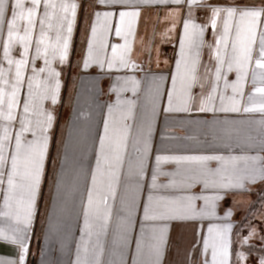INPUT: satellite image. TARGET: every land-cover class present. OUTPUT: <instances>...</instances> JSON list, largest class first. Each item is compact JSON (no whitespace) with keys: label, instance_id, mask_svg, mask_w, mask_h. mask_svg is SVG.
<instances>
[{"label":"crops","instance_id":"0c3cea01","mask_svg":"<svg viewBox=\"0 0 264 264\" xmlns=\"http://www.w3.org/2000/svg\"><path fill=\"white\" fill-rule=\"evenodd\" d=\"M13 2L10 0V4ZM68 2L78 5L69 56L62 64L53 63L62 82L56 105L58 108L59 104L63 112L67 129L54 159L57 168L49 194L44 191L52 156L47 151L23 264H30L31 258L34 264H205L206 258L209 262L212 258V249L208 247L204 251L205 240L208 244L216 241L218 252L226 244L228 264H232V205L237 201V194L246 193L260 181L253 182L251 176L264 168V124L261 123L264 115L258 111L243 112L245 106H252L248 96L255 94L250 70L243 84V96L238 94L241 89L233 93L231 87H225V79L229 85L237 81L236 64L233 63L229 71L227 62L232 57L231 43L236 40L237 27L243 32L248 22L240 21L238 16L229 22L228 47L225 48L223 42L220 45V54L225 60L224 78L217 81L216 41L224 34L225 14L217 17L216 27H212L210 8L259 6L264 0H201L199 6H192L191 20L204 26V32L203 42L197 38L196 46L191 49L183 28L185 20L189 19L187 0L179 4L174 0H132L130 4L112 6L98 5L97 0ZM30 6L26 2V7ZM43 11L41 4L29 59L35 55L38 21ZM97 11L112 12L113 16L107 20L101 16L96 24L92 58L85 66ZM119 11H137L138 15L125 17L121 22ZM7 18H11L10 11ZM116 27L121 29L120 36L115 34ZM5 33L6 23L0 27L2 59ZM182 39L188 66L196 60V80L188 93L192 98L189 101L192 111L166 112L168 92L173 93V108L183 106L186 99L180 82L184 62L179 73L176 69V62L181 59ZM21 52L22 47L17 43L9 54L20 59ZM39 60L43 67V60L36 61ZM3 61L0 59V67ZM32 67L30 63L25 69V88ZM14 71L13 67L9 80ZM174 75L177 76L175 89ZM70 79L77 81V85L69 92L73 97L70 104L68 101L64 105V82ZM210 94L216 99L207 101ZM101 96L111 99L104 102ZM201 101L217 110L199 111ZM94 103L89 113V108L85 107ZM98 103L104 108L101 116L96 110ZM22 104L21 100L18 122ZM234 104L240 112L219 111L221 107L230 108ZM53 127L52 124L51 129ZM157 156L161 157L159 162ZM199 156L222 159L207 162L176 159ZM141 162L144 165L142 176L139 174ZM193 180L199 182L189 188L187 185ZM6 183L5 177L4 184L0 185V210H4V197L8 194ZM205 183L207 189H204ZM190 195L215 199H210L205 211L195 218H159L166 205L185 202L183 198ZM228 199L231 203L226 206ZM195 204L198 209L204 207L203 199L196 200ZM145 205L149 206V217L157 218L145 219ZM8 223L0 218V227L7 230ZM209 226L215 230L224 227L215 233L209 232ZM19 255L18 245L0 242V264H20ZM220 259L218 255V262Z\"/></svg>","mask_w":264,"mask_h":264},{"label":"snow or ice","instance_id":"6c2138e0","mask_svg":"<svg viewBox=\"0 0 264 264\" xmlns=\"http://www.w3.org/2000/svg\"><path fill=\"white\" fill-rule=\"evenodd\" d=\"M26 2L30 3V7H26ZM147 2V0H146ZM166 2V0H165ZM175 3H181V0H174ZM132 3V0H97L98 5H126ZM189 4V19L185 20L183 28L184 34L188 41L189 49L196 46L197 38L202 37L204 26L197 25L191 20L192 6H199L201 0H187ZM43 4V16L39 18V36L36 39L35 55L29 59V49L33 42V30L37 25V10ZM78 5L75 2L69 3L68 0H14L10 4V0H0V27L5 23L7 25V38L3 45L4 60L7 61L9 68L0 67V185L7 180V192L4 197V210H0V218L10 222L7 230L0 227V242L11 243L18 245L20 249L19 260L23 264L25 253L27 252L26 242L28 239L27 233L32 224L33 216L36 209V200L39 193L41 181L44 174L45 159L47 156L49 145V132L53 124L54 117L45 107V102L50 101L52 105L58 102L60 82L59 73L53 67L55 61L64 63L69 56V47L73 32V27L76 22V11ZM59 9V13H57ZM51 10V11H50ZM211 24L216 27V18L225 14L224 19V34L216 41V60L218 62L216 71V79L219 81L224 78L222 69L225 60L220 54V45L223 42L224 47H228V37L230 32L229 22L233 21L237 16L240 21H247V28L241 32L240 28L236 30V40L232 41V57L227 62V68L232 70L233 63L237 68V81L231 85L225 79V87H231L233 93L243 96L242 88L247 79L249 70L251 71L252 84L254 93L248 96L251 102V107L245 106L243 112L258 111L264 115V3L261 5L251 6H227V7H211ZM10 11L11 18H7ZM121 22L125 17H135L137 11H119L118 13ZM101 16L105 20L113 16L112 12L95 13V21L91 28L90 37L88 40V57L85 59V66H88L93 51V40L97 36L96 24L100 21ZM21 22H24L21 24ZM23 32L20 35V32ZM53 33V35H49ZM115 34L121 35L120 27H116ZM20 44L22 52L20 59H12L9 55L10 49L14 44ZM185 40L180 42L181 59L176 62V69L179 73L181 63L184 62V72L180 75L181 93L186 97L183 101V106L173 108V93L168 92L169 107L166 112L182 111L190 112L192 108L189 106V101L192 99L188 93L196 80V60L192 61L191 67L184 60ZM113 53L116 48L113 47ZM38 59L43 60V67H35V62ZM198 59V53H197ZM32 64V75L27 77V95L23 100V111L19 116V130L13 132L14 122L17 120V109L21 105L20 92L25 83V69L29 64ZM14 76L9 81V73L13 71ZM112 64L109 62V67ZM177 83V76L172 77L173 89ZM258 96V98H257ZM211 94L207 97V101H211ZM201 112L216 111L215 107L208 108L205 101H201L198 109ZM221 112H240L241 109L235 104L230 108L221 107ZM264 124V119L261 120ZM31 134L32 139H27L26 134ZM14 139V145L12 143ZM103 146V139L101 140ZM139 154V149H137ZM157 162L161 157L157 156ZM179 159H190L207 162L210 160H220L217 156H199V157H181ZM10 161V164H9ZM143 162L140 164L139 174L143 175ZM153 187H155L156 175L153 177ZM252 181L264 180V168L257 174L251 176ZM199 181L193 180L187 186L194 187ZM208 184H204V189H207ZM149 201L152 197L149 196ZM203 199L204 207L197 208L195 201ZM210 199L215 197L190 195L183 198L185 202H173L171 206H165L159 213L160 219H188L195 218L196 215L203 213L208 206ZM132 207H135V198L132 201ZM214 207V205H213ZM145 219H155L157 217H149V206H144ZM87 214V213H86ZM230 214V212H229ZM230 227V226H229ZM212 229H209L211 232ZM254 234V231L253 233ZM250 234V235H252ZM250 237H245L242 243H247ZM205 250L207 251L208 241L204 242ZM139 249V242H137ZM160 251L157 249V258L159 259ZM220 256L218 262L217 257ZM228 249L227 245L217 250L215 245L212 246L211 262L205 259V264H228ZM240 259L243 255L240 254ZM264 264V259L260 261Z\"/></svg>","mask_w":264,"mask_h":264},{"label":"trees","instance_id":"16d2710c","mask_svg":"<svg viewBox=\"0 0 264 264\" xmlns=\"http://www.w3.org/2000/svg\"><path fill=\"white\" fill-rule=\"evenodd\" d=\"M249 190L245 193L248 195L246 197L248 202L243 205L245 207L237 205L232 210L234 220L232 264L238 252L244 257L239 258L240 264H260V261L264 259V228L261 226L264 224V218L260 219L256 217L257 215L255 216L256 212L264 213V180L253 184ZM230 203L231 200H226V206ZM254 224H258L259 231L255 232ZM245 237L250 238L247 243H242ZM30 264H34L33 258Z\"/></svg>","mask_w":264,"mask_h":264},{"label":"rangeland","instance_id":"374dc122","mask_svg":"<svg viewBox=\"0 0 264 264\" xmlns=\"http://www.w3.org/2000/svg\"><path fill=\"white\" fill-rule=\"evenodd\" d=\"M83 3H85V1L83 2ZM23 34V32H20V35H22ZM5 35H7V33H5ZM10 55V54H9ZM10 57L12 58V59H14V60H16V59H18V58H15V56L13 57V56H11L10 55ZM2 61L4 60V59H2V58H0ZM40 60L39 61H36L35 62V67H37V68H39L41 65H40ZM6 62L5 61H3V64L1 65V67H3L4 69H8V68H5V67H7L8 66V64H7V66H6ZM37 64V65H36ZM13 67H14V65H13ZM10 82H11V80H9ZM62 82H60V84H61ZM25 84V83H24ZM103 84H105V83H103ZM77 85V81H71V79L69 80V81H65L64 82V89H65V98H64V100H65V104L64 105H67L68 104V101L69 100H71L73 97H71V96H69V92H71V89L73 88V87H75ZM25 87H24V85H23V87L21 88V92H20V94H21V100L23 101L24 100V98L26 97V95H27V84H26V88L24 89ZM109 99H111L110 97H104V96H101L100 97V100H102V101H104V102H106V101H108ZM213 99H216L215 97H213ZM69 104H70V101H69ZM99 104V107H97L96 106V110L98 109L100 112H97L98 113V116H101L102 114H103V110H104V108H100L101 107V105L102 104H100V103H98ZM56 105V104H55ZM55 105H52L51 103H50V101H48V105L46 106V102H45V107L50 111V112H52V115H53V117H54V120H53V125H54V127L52 128V129H50V132H49V145H48V152L50 153V155H52L51 156V158H50V165H49V167H50V172H49V176H48V178H46V186H45V188H44V191H46L48 194L49 193H51L52 192V186L54 185L53 184V180H54V178H55V174H56V172H55V170L54 169H56L57 167L55 166V162H54V159H56V154L60 151V147H62V144H63V137L65 136V134H66V124L63 122V112L61 111V108H60V106H59V104H58V108H57V105L55 106ZM94 105H95V103L94 104H92V105H90L89 107L88 106H86L85 108H89V113L90 112H92V109H94L93 107H94ZM55 106V107H54ZM82 106H83V104H82ZM67 106H66V108H65V110H67ZM22 109V111H23V108H21ZM87 110V109H86ZM19 111V110H18ZM70 111V110H69ZM70 114V113H69ZM61 116V119L59 118V120H58V117H60ZM57 120H58V122H57ZM0 123H2V122H0ZM18 124H19V122L18 121H15L14 122V125H13V132H15V131H18L19 130V127H20V125L18 126ZM27 135V139H31L32 137H31V134L29 133V134H26ZM97 136H100V133H97ZM31 137V138H30ZM13 144H14V139H13V142H12ZM260 181H262V180H260ZM260 181H258V182H260ZM257 182V183H258ZM6 185H7V183H6ZM250 191V190H249ZM248 191V192H249ZM4 194H2V196H3ZM46 195L47 194H45V197H46ZM248 195L247 194H245V193H240V194H237V201H236V203H233V209L238 205V206H243V205H245L247 202H248V200H247V197ZM39 200H40V198H39ZM243 207H245V206H243ZM257 215V216H256ZM255 216L257 217V218H260V219H263L264 218V213H262V212H259V213H255ZM234 222V221H233ZM261 226L264 228V224H261ZM212 226H209V229L211 228ZM223 228L224 226H220V228ZM220 228H219V230H215V228L213 229V227L211 228L212 229V231L211 232H220ZM253 229H255V232H257V231H259L260 229L258 228V224H254V226H253ZM252 231H254V230H252ZM258 236V235H257ZM264 238V237H263ZM215 243H216V241H209V248L210 249H212V246L213 245H215ZM205 248V247H204ZM208 250V249H207ZM204 251H205V249H204ZM239 256H240V254H239V252L236 254V256H235V259H234V264H240V259H239Z\"/></svg>","mask_w":264,"mask_h":264}]
</instances>
